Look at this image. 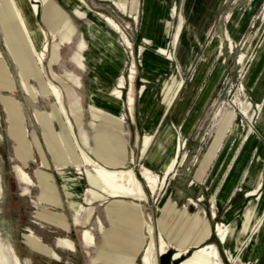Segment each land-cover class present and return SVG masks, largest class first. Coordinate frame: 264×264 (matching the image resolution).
Wrapping results in <instances>:
<instances>
[{
    "label": "rangeland",
    "instance_id": "rangeland-1",
    "mask_svg": "<svg viewBox=\"0 0 264 264\" xmlns=\"http://www.w3.org/2000/svg\"><path fill=\"white\" fill-rule=\"evenodd\" d=\"M113 1L115 3L116 0H51V3L46 5L38 2L39 14L36 18L47 32L49 48L43 72L40 71L23 35L18 33V25L12 24L6 29L0 23V59H3L7 76L11 80V88L0 89V264H14L10 254L12 248L22 260V264H114L103 259L95 260L100 257V237L103 231L113 227L126 236L128 234L130 237L143 238L144 244L133 263L142 264L140 258L143 248L149 241L146 221L154 231L158 264H179L194 249L191 246L183 256L174 258L179 247L189 245L188 242L181 243L182 239L193 233L188 238L189 241L193 240L196 230L193 218L196 214L209 222L212 232L205 242L215 245L219 250L216 262L264 264V248H261V237L264 235V0H226L216 15L198 13L194 9L193 0L186 1L187 5L184 4L185 0H166L170 8L177 7L185 21L178 43L174 45L171 37L168 46L169 55H175V65L168 72L161 73L160 80H148L147 67L143 63L147 52L165 57L162 53L166 49L161 47V51L150 37L143 34L144 0H137L136 5L132 3L134 0H125L128 3L126 12L125 9L118 8ZM49 4L54 6L59 14H51L53 24L44 17L46 6ZM116 4L124 7L121 2ZM3 5L4 2L0 1V8ZM184 6L186 8L183 11ZM174 11L175 8L172 12ZM66 18H70L77 28L75 33L73 26L74 35L64 27ZM177 22L176 15L175 26ZM111 23L117 24L118 30ZM106 24L120 36L111 34L113 39H106L96 45L93 37L96 40L100 38L95 34V29L103 33L109 32ZM214 36L222 38L221 46L213 50L212 63L199 86L193 88L196 73L203 66L204 56L210 52V42ZM7 41L15 42L20 60L12 57L7 49ZM128 43L131 45L128 46ZM120 46L124 51H118L122 49ZM117 52L119 56H124L123 67L116 62ZM53 56L57 59L56 64H51L50 59ZM100 62L108 65L115 75L124 77V86L119 88L118 79L113 80V76L108 72L100 71L107 84L122 90L120 100L123 101V107L119 113L107 103L115 94L108 95L99 86V80L95 76ZM132 62L136 65L133 80L129 77ZM217 68H220V75L213 88L209 89L207 83ZM23 69L27 73L26 76L21 74ZM56 74L59 78L55 77ZM170 74L172 75L169 76ZM181 77L184 82L176 98L164 116L158 132L153 135L149 147L141 156L143 140L145 135L153 132L158 113L160 114L158 104L163 97V93L158 94L151 101L152 95L149 98L147 92H160L164 84L172 85L175 79L180 80ZM49 80L64 90L65 107L82 145L81 134L85 133L89 138L90 147L100 150L105 157L124 154L120 149V146H124L129 160H126L123 167L133 168L147 193L145 200L121 198L131 204L139 203V222H135L133 217L129 221L122 216H118L121 221L134 225L123 224L117 216L112 220L109 208L113 207L114 203L111 201L115 198L92 200L91 192L85 190L91 188V185H86V173L83 170H92V165H86L82 169L76 165L81 159L79 148L64 127V119L58 112L55 99L47 86ZM66 87L74 90L75 99L70 100ZM95 91H98L99 108L102 111L92 108V95ZM130 96L135 99L133 114L126 106ZM6 97H11L19 110L26 134L24 138L29 149L19 147L12 136ZM71 102L81 104V126ZM36 111L39 112L37 117ZM11 117L13 120L12 114ZM48 118L51 120V128L45 125ZM94 118L96 126L90 123ZM176 123L181 124L184 131L177 137L174 155V152L169 153L170 144L159 143V139L168 126L173 134L177 135ZM98 132L106 133L109 141L100 140ZM55 135H58L56 143L53 140ZM62 136L64 143L60 139ZM100 142H105L110 147L101 151ZM247 145V155L240 158ZM84 148L96 158L97 154L88 147ZM177 150L175 171L167 176L162 188L152 191L142 177L144 169L149 168L163 179L165 172L161 163L175 157ZM151 151L160 153V161L157 164L147 160ZM132 154L135 158L131 162ZM19 165L29 174L32 180L30 183H24L19 176ZM239 168L242 170L237 180L227 195L220 197L229 175ZM39 170L49 175L48 181L41 178ZM62 171L72 178L64 180L60 173ZM64 183L75 193L72 201L79 202L78 211L82 210L80 214H75L70 206ZM250 192L255 194H249ZM43 193L47 198H59L60 203L40 200ZM177 197L186 200L185 206L177 202ZM91 206L94 207V212L91 220L86 223ZM234 209H238L237 213L228 217V213ZM249 209L254 210L256 215L243 231L245 215ZM42 213H59L71 227L47 222L37 223V216ZM74 217L78 220L77 223L75 219L77 224H74ZM98 217L102 227L97 223ZM260 220L261 225L257 227ZM142 221L145 223L140 225ZM223 223L227 225L228 230L225 242L221 241L222 231L217 229L218 224ZM235 225L237 231L242 230L239 244L236 240L237 234L227 238L230 227ZM84 228H89L94 233L96 245L89 247L82 242L81 232ZM31 229L60 257L34 251L33 246L26 241V235ZM161 233L170 243L163 254L159 245ZM57 237L73 240L75 250L56 246ZM117 250L115 247V251ZM131 250H134V247ZM109 255L116 258L115 264L130 263L133 259L112 253Z\"/></svg>",
    "mask_w": 264,
    "mask_h": 264
},
{
    "label": "crops",
    "instance_id": "crops-1",
    "mask_svg": "<svg viewBox=\"0 0 264 264\" xmlns=\"http://www.w3.org/2000/svg\"><path fill=\"white\" fill-rule=\"evenodd\" d=\"M186 1H188V0H185L184 4L187 5ZM191 1L192 0H190V2ZM116 2L123 3L124 7H122V8L119 7L118 4H116ZM225 2H226V0H193V5H194V9H196L198 13H201V14L206 13V14H214V15H216L223 8ZM49 3H51V0H50ZM113 3H114V1H113ZM132 3H133V5H136L137 4V0H134ZM114 4L120 9H125L124 12L128 11V3H127V1H125V0H116ZM173 8H175V11H174V16L172 17L171 13H172ZM185 8H186V6H184L183 11L185 10ZM52 13H55V15H59L58 12L55 10L54 6H50V4H49L48 6H46L44 17L50 24H53V18H51V17H53V15H51ZM176 15L178 17V22H177V25H176L177 27L175 26V16ZM136 16H137V14H135V17ZM181 16L183 17V25H184L185 19H184L183 14L178 12L177 11V7H175V6H172V8H170L168 6V3H167L166 0H144V23H143V29H142L143 30V34H145L146 36L150 37L153 40L154 45L158 46L160 48V50H161V47L167 48V52L166 53H162V54H165V57L159 56V55L158 56L154 55L152 52H147L144 55L143 63L147 67V71H146L147 75H146V77H147L148 80H151L153 78H156V79L160 80L161 77H162V74L168 72L175 65V55L173 53H171V56L169 55L170 53H169V47L168 46L170 45L171 37H172L173 43H174V35H175V32L177 31V29L179 28V25H180V22H181ZM163 18H167L168 20H171V22H170L171 27H169V28L165 27V24H163V22H162ZM71 23L75 27V33H77V28H76L75 24L72 21H71ZM235 24H237V23H235ZM183 25H182V28H183ZM92 26H93V28H96L95 25H92ZM106 26L109 28V30H110L109 32L103 33L101 30L95 29V34H97L99 36V38H100V40H96L93 37V42L96 45H100L102 43V41H104L106 39H110V38L113 39L112 35H114V33H115V36H120L116 32H114L111 29V27H109L107 24H106ZM174 27H176V31L175 32H173ZM182 28L180 29V33H181ZM71 39H72V37H71ZM122 40L125 43L124 38H122ZM214 41L218 42V43L216 42V45L214 47V51H215V49L218 46H221L222 38L217 37V36H214L212 38V40L210 42V52L208 54H206L204 56V58H203V66L196 73L195 85H194L193 88H197L199 86L200 81L202 80L203 76L207 72L210 64L212 63V61L214 59V51L212 50V46H213V42ZM86 43H87V46H88V42L87 41H86ZM59 47H61L60 43H59ZM120 47L122 49H118V51L119 50H120V52L124 51V48L122 46H120ZM115 56H116V59H117L116 62L119 63V65L121 67H123V64L125 63L124 56H121V55L119 56L118 52L115 53ZM2 62H3V59H0V89L11 88V80L7 76L6 65L3 64ZM53 64H56V62H54ZM85 68H86V64H85ZM106 69H109V66L100 62V66H98V70L95 73V76L99 80V81L97 80L99 86L101 88H103V90H105L108 95L109 94H114L113 91L116 88H118V87L112 88L109 84H107L103 80V75L100 73V71L105 70V72H108L110 75L113 76L112 77L113 80H117L118 79L119 83H120L121 79L124 78V77H123V75H115L114 71H110V69L108 71H106ZM177 69L179 71L178 65H177ZM161 70H163V71H161ZM220 72H221L220 68H217L216 70L213 71V73L211 75V78H210L209 82L207 83V86H208L209 89L210 88L212 89L213 86L216 84V81H217V79H218V77L220 75ZM171 75L172 74H170L169 76H171ZM182 81L184 82V79L181 77L180 80L175 79V83L172 84V85L169 84V83L164 84L162 86L160 92H157L156 90H149L147 92V94L149 95V98L152 95L151 101H153L157 97L158 94L162 95V93H163V97H161L162 99H161L160 103L158 104V110H159L160 114L158 113V117H157L158 119H157V122L155 123V125L153 126V132L148 134V135H145V136H152L153 137V135L158 132L159 127L161 126V124L163 122L164 116L168 113V111H169L174 99L176 98V96L178 94V91L180 90V88H181V86L183 84ZM119 83H118V86H119ZM81 85H82V81H81ZM130 97H132V96H130ZM129 98L126 101V106H127L128 110H129ZM149 98L145 100L146 103L149 101ZM172 98H174V99L170 103ZM120 99H122V96L118 97L117 95H115L114 97H112L111 99H109L107 101V103L110 105V108L111 109L115 108V111L117 110V113H119L121 111L122 107H123V101H121ZM105 101H106V99H105ZM5 102L7 104L9 115H10V118H11L12 136L17 141L19 147H22L24 149H29V146L27 145V142H26V138H24V137H26V134H24V128H23L24 125H23V122L21 121V116L19 115V112H18L19 110L16 109L15 103H14V101H13V99L11 97H6L5 98ZM149 103H151V102H149ZM134 104H135V99H134ZM134 104H133V110L131 112L132 114L134 112ZM152 104L153 103H151V105ZM11 105H12V107H11ZM92 108H94L96 111L97 110L98 111L99 110L102 111V109L99 108L98 91H95L93 93V95H92ZM12 111H15V114L17 116V123H15L12 120V117H11ZM37 111H36V117H37V114L39 113V112L37 113ZM95 120L96 119L94 118L90 123H94L95 126H96ZM120 123L123 126L122 122H120ZM39 124H40V122H39ZM176 124H178V123H176ZM177 128H178V133H177V135H175V134H173L172 129L168 126L167 129L164 131V133L161 135V138L159 139V143H163L164 144L166 142V143L170 144V145H168L169 153L170 152H174V155H175V146H176V142H177V137L180 134V132L183 133V131H184V127L181 124H178ZM97 135L99 137H101L100 140L109 141V138H108V136H106L107 135L106 133H103V132L99 133L98 132ZM120 149L122 150V152L124 154H122V155L121 154H116L113 157L115 158V162L120 163L119 167L126 168V167H123V166H125L126 160H129V156L125 152L124 146L123 147L120 146ZM140 154H141V156L143 155L142 148H141ZM160 157L161 156H160L159 152L151 151L147 155V160L150 163H152V164H154V163L157 164V162L160 161ZM173 157L171 159L163 161L161 163V168L164 170V172H165L166 167L170 164V162L173 159ZM122 158L124 160L121 161ZM134 158H135V156H134V154H132L131 158H130L131 159L130 161L132 162V160ZM241 170H242V168H239L238 170L231 172V174L229 175L228 179L226 180V182H225V184H224V186H223V188H222V190L220 192V197H225L227 195L229 189L232 187L234 182L237 180V177L240 174ZM38 173L41 175V178H43V179L48 181L49 175L47 173H45L42 170H39ZM60 173L62 174L64 180H69V179L72 178L69 175H67L65 173V171H62ZM89 184L90 183H89L88 178L86 176V185H89ZM63 186H64L65 192H66V194L68 196L70 206L75 211V214H80V212L82 210L78 211L79 202L78 203H74L72 201L73 196L75 195V193L69 188V185H67L66 183H64ZM256 186H257V184L254 186V188H256ZM91 187H92V185H91ZM89 189H91V188H87L85 190L90 192ZM54 198L55 197L46 198L44 193H43L41 195V197H40V200H46V199L50 200L51 199V202H53L55 204H59L60 203V199L59 198H55L54 199ZM121 198L122 197H118V198H115L114 200H112L113 202L111 201L112 203H114L113 207L109 208V212H110L109 215L112 217V220H115V217L117 216L118 220L121 221L118 216H122V217H126V219L129 220V221L131 220L132 217L134 218L135 222H136V220L138 221L139 218H140V215H141L140 214L141 211H140L139 206H138L139 203L136 202V203H132L131 204V203H128L127 201H125V200H123ZM91 199H92V197H91ZM91 199L89 200V202H91ZM176 200H177V202H180L181 204H183L185 206L186 200L184 198H181V197L178 198L177 197ZM173 202L176 203L175 201H173ZM91 209H92V213H90ZM237 210L238 209H234V211L229 212L228 213V217L234 216L237 213ZM93 212H94V207L91 206L89 208V212H88V215H87V218H86V223H88V221L91 220ZM43 213L39 214L37 216V221H36L37 223L47 222V223L58 224V225L62 224L64 227H67V228L71 227V225L69 226V223H67L64 220V217L61 214H59V213H57V214H55V213L54 214L53 213L52 214L51 213L43 214ZM75 219L77 220V218L74 217V224H77L78 220L76 221L77 222L76 223ZM121 222L123 224L134 225V223H131V222H129V223H126V222H123V221H121ZM142 222L140 223V225L143 224ZM193 222H194V226H195V229H196L195 230V235L192 238V239L195 238L194 242H193V240H191V241L188 240V238H190V236H192V234H193L192 233L191 235H188L186 238L182 239V241H181V243L188 242L189 245L187 247L185 246L184 248L179 247L177 252H182L183 254H185V253L188 252L187 250H190L191 246H193V248L194 247L197 248V247L203 245V243L206 244L205 241L210 237L212 231H211V228H210V225H209L208 221L202 220L199 217V215L196 214L194 216V218H193ZM97 223L101 227L103 226V224H102V222H101L99 217L97 219ZM260 225H261V220L258 221V226L257 227H259ZM84 229L90 230L89 228H84ZM202 229H203V231H201ZM230 229L231 230H230L229 235L227 236V238L229 236L230 237L231 236H235L236 232H237L238 237H237L236 240H237V243L239 244L241 242L240 238H239V235L242 232V230L239 229L237 231L236 225L235 226H231ZM83 230L81 232V240H82V242L85 245L89 246V247H92V246L96 245L95 235H94V243L95 244L94 243L93 244H89V243H87L84 240L83 235H82ZM244 230H245V227L243 226V231ZM133 232H131V233H133ZM125 234H127V233H125ZM101 238H102V241H101ZM142 239L143 238L139 237V236L130 237L128 234L126 236V235H124L123 232L121 233L120 231L115 230V227H113L112 229H106V230L103 231V234L100 237V243H101L100 257L99 258H95V260L103 259V260H107L108 262H111V263L115 264V261L117 262L116 258L115 257H111L109 255V253H112V254H116V255H123V256H127V257H130V258H133L130 261V263L126 262V264H133L135 262L137 256H138V254H139L138 252H139L141 246H143V244H144ZM258 240L259 239L257 238L256 241H258ZM261 240H262L261 241L262 242L261 248H264V235H263V237H261ZM26 241H27V243H29L30 245L33 246L32 249L34 251H37L39 253H43V254H46V255H49L47 253H51L56 258L60 257L59 254H57L55 252V250H53L52 247L49 244L44 243L42 241L41 237L36 235V233L32 229H31L30 233L26 235ZM146 243H148V241ZM55 245L56 246H58V245L64 246V247L70 248L71 250H75V248H76L74 241L69 239V238H67V237H57L56 241H55ZM115 247L118 248L117 251H115ZM133 247H134V250H131V248H133ZM122 248H124V249H122ZM12 249H14V248H12ZM119 249H121V251H119ZM143 250H144V248H143ZM166 251L167 250L160 249V252L162 254L165 253ZM107 252H109V253H107ZM177 252H175V254ZM175 254H174V258H175ZM112 259H113V261H111ZM140 260L142 261V256H141ZM107 261H106V263H108ZM21 262H22V260H21ZM108 264H110V263H108ZM154 264H158L157 259H156V254H155V257H154ZM213 264H220V263L216 262L214 260Z\"/></svg>",
    "mask_w": 264,
    "mask_h": 264
},
{
    "label": "bare ground",
    "instance_id": "bare-ground-1",
    "mask_svg": "<svg viewBox=\"0 0 264 264\" xmlns=\"http://www.w3.org/2000/svg\"><path fill=\"white\" fill-rule=\"evenodd\" d=\"M0 1L4 2L3 7L0 8V23L2 24V27L7 29L12 24L18 25V33L23 35L32 53V56L35 58L36 63L38 64L40 71L41 72L45 71V60L47 57V53L49 52L48 35H47L46 30L43 29L44 27L42 28L39 25V22L37 21L36 17L39 14V3L38 2H41L43 5H46L50 2V0H0ZM171 16L172 17L174 16V12L171 13ZM162 22L165 24L166 28L171 27V24H170L171 20L163 18ZM111 24L113 25L114 28H116V30H118L119 26L117 24H114V23H111ZM182 25H183V17L181 16V22H180L179 28L177 29L174 35V44H176L179 40L180 29L182 28ZM64 27L71 34L74 33L73 24L68 18L64 20ZM216 42L215 41L213 42L212 50H214ZM6 43H7V49L12 55V57H14L17 61L20 60L21 57L17 51L15 42L7 41ZM263 44H264V41H263ZM130 45L131 43H128V46ZM166 52H167V48L163 50V53H166ZM50 61H51V64H53L54 62H57V59L53 56L50 59ZM129 72H131V76L129 77H131V79L133 80L136 74V65L134 62H132V66L130 67ZM21 74H23L24 76L27 75L24 69L22 70ZM55 77L59 78L57 74L55 75ZM47 86H48L50 94L55 99L56 108L58 112L60 113V115H62L64 119V127L68 131V135H70L74 139V141L76 142L75 144L79 148V155L81 159L76 163V165L80 169H82V167L86 165L87 166L92 165V170L88 168H84L83 170V172L86 173L89 183L92 185L91 189H89L92 194V200L93 199L103 200V199H107L108 197H111V198L131 197L136 200H145L147 193L141 181L136 177L133 168H121L119 167L120 163L115 162V158H113L112 156L108 155L107 157H105L100 152V150L92 149L88 143L89 138L87 134L85 133L81 134L83 145L80 143L79 137L74 131L73 121L69 115L68 109L65 107L64 90L62 89L60 85L53 82L52 80L48 81ZM123 86H124V79L122 78L118 87L123 88ZM119 88H116L113 91V93L117 95L118 97H121L122 91ZM66 89L70 96V100L75 99L76 93L74 92V90L70 87H66ZM173 99L174 98L171 99L170 103L173 101ZM71 103H72L73 108L76 110L79 126H81V124L83 123L82 118H81V104L80 102H71ZM133 104H134V98L130 97L129 98L130 112H132L133 110ZM12 116H13L14 122L17 123V116L15 114V111H12ZM45 122L48 127L50 128L52 127L50 118H48L47 121ZM57 137L58 135H55L53 137V140L55 143L57 142L56 140H58ZM60 139L62 140L63 143L65 142V139L63 136ZM152 139H153L152 136H145L144 143L142 146V153H144L147 150ZM99 144L101 145V146L99 145L101 151H103L104 148L110 147L105 142H100ZM83 146L86 148L88 147L89 150L97 154V156H95L96 158L92 157L91 156L92 154L90 153L91 154L90 155ZM248 147L249 146L247 145L245 150H243L242 154L240 155V158H244L247 155ZM177 154H178V150L176 152V156L171 160L170 164L166 167L165 175L163 179H160L159 176L155 175L149 168L144 169L142 173V177L145 180L148 188H150L152 191L162 188L167 176L171 172L175 171V164L177 163ZM17 172L25 183H30L32 181L29 174L21 166L17 167ZM249 194H255V192H250ZM90 213H92V209L90 210ZM255 215L256 213L252 209H249L246 212V215H245L246 222L244 224L245 229L246 227L249 226V222L254 218ZM145 224H146L147 232L149 234V241L148 243H146L144 247L141 262L142 264H154V257H155V252L157 249L155 240L153 237L154 231L148 221H146ZM217 229H220L222 231L221 241L225 242L226 235L228 234L227 225L224 223L218 224ZM201 231H203V229ZM82 235H83L84 240L87 243L89 244L94 243V234L90 230L84 229ZM194 240L195 238L193 239V242ZM159 245H160V249H163V250H167V247L170 246V244L164 239L162 233L160 234ZM10 254L12 256L14 264H22L21 259L19 258L18 254L16 253L14 249H11ZM181 256H183L182 252H177L175 254V258H180ZM218 258H219V252L216 249V247L212 244L203 243V245L193 249L190 252V254L180 262V264H213L214 260L215 259L217 260ZM111 261H113V259Z\"/></svg>",
    "mask_w": 264,
    "mask_h": 264
}]
</instances>
